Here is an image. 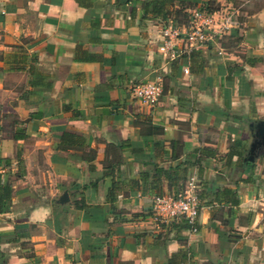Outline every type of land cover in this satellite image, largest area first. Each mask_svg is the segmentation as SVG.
I'll return each mask as SVG.
<instances>
[{
	"label": "crops",
	"instance_id": "0c3cea01",
	"mask_svg": "<svg viewBox=\"0 0 264 264\" xmlns=\"http://www.w3.org/2000/svg\"><path fill=\"white\" fill-rule=\"evenodd\" d=\"M149 1L0 0V264H264V153L248 184L227 158L248 154L264 120V0H214L234 27L175 60ZM148 81L163 85L152 108L131 95ZM63 131L82 145L61 147ZM172 141L206 150L208 202L238 193V206L203 205L196 233L151 215L144 162L166 166ZM107 158L123 161L114 201Z\"/></svg>",
	"mask_w": 264,
	"mask_h": 264
},
{
	"label": "trees",
	"instance_id": "16d2710c",
	"mask_svg": "<svg viewBox=\"0 0 264 264\" xmlns=\"http://www.w3.org/2000/svg\"><path fill=\"white\" fill-rule=\"evenodd\" d=\"M145 7H150L152 9V13L155 17H159L162 20L163 27L168 23L172 22L178 26H184L188 23L190 19V11L191 10H199L205 13H213L219 10L218 5L215 4L214 0H207L205 2L200 3L198 0H150L145 3ZM31 73L34 71V66H31ZM46 85L44 82L39 81H29V85ZM144 121H149L150 118L147 116H143ZM82 138L76 134L68 133L63 131L60 136V145L61 147L72 146L77 143V145H82ZM124 145V142L117 149H121ZM180 144L178 141H172L170 143V148L167 152L168 159L166 162L168 163L166 166L164 164L158 165L156 162H144L146 168L150 169V172H144L143 174V184L146 185L148 182L150 183L147 188L150 191L152 197H161V196H170L172 198H176L180 195L186 188L187 183L189 182L190 170L192 168L197 169V175L195 179L196 185V194L199 199V208L203 205H210L212 202H216L221 205L223 203L228 204L232 207L239 205L238 193L236 190L230 188H224L222 190L211 189L212 202L207 201V192L206 186L207 184L213 186L214 179H207L206 171L202 166V152L206 151L201 149L194 150L193 154L190 156H181L179 154ZM247 151H244L243 154H235L234 152H229L227 154L228 162L232 159V157L237 156L238 166L245 170L246 178H241L239 182L248 184L251 182H255L256 175V163L245 161ZM108 151L106 150V155H108ZM114 158V156H113ZM123 165V161H119L118 159H105L102 162V176L101 180L109 179L110 186L107 192V200L114 201L116 200L117 194L116 190L118 187V183H120L119 179V171L120 167ZM92 168V167H91ZM98 179L93 183V185L98 184ZM166 182L167 193H165L159 185H162L163 182ZM203 185V189L200 191L199 187ZM146 194V190L143 191ZM11 195V190L9 186L0 185V213L4 211L2 205L7 204ZM200 211V209H199ZM174 220H179L184 229L190 231L187 221L184 218H176ZM197 226V224H196ZM198 231V229H197ZM1 258V253H0Z\"/></svg>",
	"mask_w": 264,
	"mask_h": 264
},
{
	"label": "built area",
	"instance_id": "2783aa9c",
	"mask_svg": "<svg viewBox=\"0 0 264 264\" xmlns=\"http://www.w3.org/2000/svg\"><path fill=\"white\" fill-rule=\"evenodd\" d=\"M190 14V19L184 26L168 22L162 27L159 52L168 60H175L183 52L207 45L228 34L235 25V14L221 9L213 13L195 9L191 10ZM181 46H185L184 50ZM184 72L188 73V70L184 69ZM131 95L140 105L152 108L161 100L163 85L160 81L140 83L131 89ZM259 202L264 204V195L259 198ZM199 209L194 178L189 179L185 190L176 198L161 196L153 197L151 201V215L155 222L182 217L187 221L192 233L197 232Z\"/></svg>",
	"mask_w": 264,
	"mask_h": 264
},
{
	"label": "water",
	"instance_id": "95a60500",
	"mask_svg": "<svg viewBox=\"0 0 264 264\" xmlns=\"http://www.w3.org/2000/svg\"><path fill=\"white\" fill-rule=\"evenodd\" d=\"M264 153V120L254 126L252 142L245 161L253 163L259 154Z\"/></svg>",
	"mask_w": 264,
	"mask_h": 264
},
{
	"label": "rangeland",
	"instance_id": "374dc122",
	"mask_svg": "<svg viewBox=\"0 0 264 264\" xmlns=\"http://www.w3.org/2000/svg\"><path fill=\"white\" fill-rule=\"evenodd\" d=\"M247 156V155H246Z\"/></svg>",
	"mask_w": 264,
	"mask_h": 264
}]
</instances>
